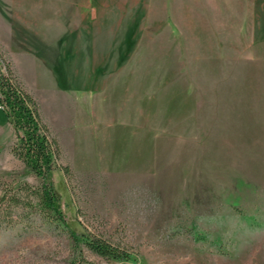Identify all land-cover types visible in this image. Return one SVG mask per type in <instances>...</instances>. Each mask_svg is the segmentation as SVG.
I'll use <instances>...</instances> for the list:
<instances>
[{
  "label": "rangeland",
  "instance_id": "374dc122",
  "mask_svg": "<svg viewBox=\"0 0 264 264\" xmlns=\"http://www.w3.org/2000/svg\"><path fill=\"white\" fill-rule=\"evenodd\" d=\"M6 64L58 141L68 227L1 217L0 264H264V0H0ZM14 141L0 110V185L39 184Z\"/></svg>",
  "mask_w": 264,
  "mask_h": 264
},
{
  "label": "trees",
  "instance_id": "16d2710c",
  "mask_svg": "<svg viewBox=\"0 0 264 264\" xmlns=\"http://www.w3.org/2000/svg\"><path fill=\"white\" fill-rule=\"evenodd\" d=\"M5 69L6 73L0 72V110L15 133L11 152L26 171L42 181L37 185L27 182L0 185V218L10 217L18 209L30 210L46 221L68 227L62 194L49 180L60 156L58 141L42 118L36 98L24 87L9 64ZM59 170L64 175L71 173L67 165H59ZM69 232L76 240L77 236L70 228ZM82 237L85 246L98 256L119 261L131 257L130 252L99 235L83 233Z\"/></svg>",
  "mask_w": 264,
  "mask_h": 264
},
{
  "label": "crops",
  "instance_id": "0c3cea01",
  "mask_svg": "<svg viewBox=\"0 0 264 264\" xmlns=\"http://www.w3.org/2000/svg\"><path fill=\"white\" fill-rule=\"evenodd\" d=\"M45 35H48V33L47 34L45 33Z\"/></svg>",
  "mask_w": 264,
  "mask_h": 264
}]
</instances>
